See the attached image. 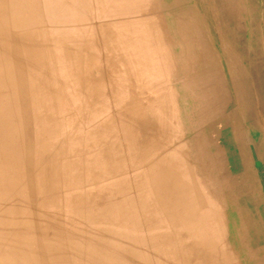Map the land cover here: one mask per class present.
Returning <instances> with one entry per match:
<instances>
[{
  "label": "rangeland",
  "instance_id": "obj_1",
  "mask_svg": "<svg viewBox=\"0 0 264 264\" xmlns=\"http://www.w3.org/2000/svg\"><path fill=\"white\" fill-rule=\"evenodd\" d=\"M86 2L113 49H102V55L109 59L114 52L119 61L128 53L145 54L138 77L130 79L149 82L153 93L143 97L144 103L134 101L139 109L128 120L116 110H121L118 101H110L114 139L99 149L91 147L95 133L86 140L76 138L72 153L91 173L76 169L74 155L61 151L75 126L73 115H63L61 82L46 74L35 77L37 60L34 64L29 59L32 54L39 57L44 38L52 45L41 23L42 2L32 0L28 13L25 0H0V264H84L88 240H97L98 260L99 252L112 243L113 232L129 226L138 241L126 251L128 263L264 264V0ZM18 44L25 64L19 72L12 62ZM81 53L76 61L86 66L79 65L71 84L91 93L99 83L108 87L115 77L109 60L101 69L90 68L93 54L89 48ZM175 92L173 110L164 97L173 98ZM147 101L159 109H147ZM174 111L177 120L187 115L189 129H175L174 137L164 140L175 125ZM143 115L148 125H162L164 135L148 136V144L135 152L136 135L126 138L117 129H131ZM51 118L63 123L56 132L60 144L55 151L44 143ZM131 159L133 168L121 171L129 187H122L121 201L111 207L109 171L131 164ZM95 184L104 195H90ZM100 201L107 202L113 216L87 231L84 215ZM120 210L126 213L117 224L114 216ZM108 224L113 228L106 229ZM101 229L110 232L99 238ZM123 243L115 244L123 249Z\"/></svg>",
  "mask_w": 264,
  "mask_h": 264
},
{
  "label": "bare ground",
  "instance_id": "obj_2",
  "mask_svg": "<svg viewBox=\"0 0 264 264\" xmlns=\"http://www.w3.org/2000/svg\"><path fill=\"white\" fill-rule=\"evenodd\" d=\"M25 1H26V9H27L26 12L29 13V12H31L30 8H31L32 0H25ZM87 1H89V0H87ZM41 2H42L43 11H44V18H42V22L44 21L50 26V31L48 34L50 35L52 45H50L49 42L47 41V39L44 38L43 39V41H44L43 46H38V47H42V48H40L39 57H37L35 54H32V55H30L29 59L31 60V62H33L35 64V62H36L35 57H36V60H37L36 65L38 66L37 69L39 71L37 73H35V69H34L33 72H34L35 77L39 74H46V76H50L51 79H49V80H54V79L60 80L61 92H62V94H64L63 101L61 102L62 103L61 106L63 107V110H64L63 115L68 113L70 106H71V108H74V110H75L74 111L75 114L73 115V118L75 119L74 132L69 133V134L67 133L68 135H66V137H67V140L69 142L62 147L61 151L62 152L66 151L67 153L71 154L74 150L73 141L76 138L86 140L85 136H88L90 134H93V136H95V135L97 136V137L95 136V138H97V140L92 138L93 141H91V144H92V145L90 144L91 147L95 145L96 147H99V149H104L105 144L111 143L114 139V133L110 129V125H111V121L113 119V116H110V114H109L110 109L108 108V103L110 101L113 102L114 100H117L119 105H120L121 110H119V109H116V110L118 112L122 111V114L120 116L123 117L122 119L128 120L131 116L133 117V114L135 112H137L139 109L138 105L136 106V103L137 102L138 103H144V101L143 102L141 101V100H144L143 97L149 96L151 93H153V91H150V89H149L150 88L149 82H145L146 84H142L144 80H142V81L139 80L138 82H136V79L135 80L130 79V75H133V76L136 75L138 77L139 72H140L139 66H141L145 63V62H143L145 59V56H144L145 54L135 52L136 55H134L132 53H130V54L128 53L127 57L125 56V58L123 60L118 61V59H116L117 55L113 54L114 52L113 53L111 52L113 57L108 54L109 59H107L106 56H105L106 57L105 58L102 55L103 54L102 49L105 50V48H107V51H108L107 53H109L112 49V46H111V44H109V41L106 40L108 37L105 36L104 34H102L101 30L97 27V19H95L94 16L91 15L90 10H89V5L86 2V0H41ZM33 4H35V3H33ZM14 10H17V9H14ZM13 19H14V17H13ZM4 24H6V23H4ZM79 24L83 25V27L80 26L81 28L73 29L72 31L62 30V29L59 30V28H58L59 25H62V26L63 25H70L71 26V25H79ZM114 24L115 23H113V25ZM90 25H93V29H91V30L89 29ZM110 25L112 26V24H110ZM91 41H95V45H91V43H90ZM19 47L20 46L18 44V46L16 48V52H14V51L12 52V58H13L12 62L14 64L15 68L18 70V72L24 70V68H25V64H24V62H22V58L21 59L19 58V52H17L19 50ZM81 48H83V49L87 48V50L89 48L90 53L93 54L92 55L93 57L90 58L88 60V63H87V65L90 68H98V69L100 68L101 69L103 64H104V61L109 60L111 67H113V71H114L113 73L115 76V77L113 76L114 80H112L113 79L112 78L109 82V83H111V86H112V92L110 95H108L107 92L105 91V85L103 83H101V85L99 83V88L95 89L96 91L94 93L89 92L87 90V88H85V87H78V89H77V86H74V85H73L74 90H72V87H71L72 84L71 85L69 84V83H71L70 80L77 79L78 75L76 76L75 73H77L78 70L80 69L79 65L82 67L86 66L84 63L79 64L78 61H76L79 57H82ZM95 48L98 49V53L96 52ZM52 51H53V54H52ZM112 51H113V49H112ZM127 52L128 51L126 50V53ZM7 53H8V51H7ZM50 53L52 54V56H49ZM88 56H90V55H87L84 57L87 58ZM8 57H10V56H8ZM17 58L19 59L18 63H17ZM49 59H51L53 62H51ZM74 62H77V66L74 65ZM27 63H28V65H30L29 61H27ZM9 65H11V64H9ZM18 67H20V69ZM85 71H87V70H85ZM10 73H9V75H10ZM81 74H82V72H81ZM81 76H83V75H81ZM142 77H144V76H142ZM33 80L35 81L34 78H33ZM49 80H46V81H49ZM32 82L30 83V85H32ZM109 83H108V85H109ZM65 88H67V90H68L67 93L64 92ZM135 89H140V90H138L137 93L135 94ZM152 97H153V95H152ZM174 98H176V99H174ZM164 100H167L168 103L170 105H172L173 110L177 109V92H175L173 98L166 96V97H164ZM51 101H52V98L50 97V98H47V100L45 102L47 104H50ZM223 102H224V99H223ZM163 103L164 102H162L161 105ZM165 103H166V101H165ZM145 107L147 109L153 108V110L159 109V107H156V104L154 102H150V101L146 102ZM145 113H146V111L144 112V114ZM148 115H149V113H148ZM118 116L119 115H116V117H118ZM145 118H146L145 115H143V118H141V119L137 118V120L133 123L131 129L130 128L126 129L124 127L126 129L125 132H123L125 130L124 128H122V130L117 129V132L123 133V135H125L126 138H131V137L134 138L136 135V139L133 141V143H134L133 149L135 150V152L137 150H139V148H141V146H144L143 144L145 142L148 144V136H150L152 134H154L157 137H158V135H161V134L164 135V132H163L164 127L162 130V128H161L162 125H159V124H157L156 126L155 125L154 126L148 125L147 122L145 121ZM53 120H54V118H51V121H53ZM63 120H68V119L63 118ZM80 120H81V122L77 127V123ZM173 120H175V125L173 126L172 130H170V135H164V136L162 135L164 137L163 138L164 140H166V136L174 137L176 131H177V133H180V132H183V130L189 129L190 122L188 120L187 115H184V116L181 115V117L177 120V111H176V116H175V111H174V119ZM124 122H126V121H124ZM52 123H54V124L51 127L50 125ZM52 123H50V125H48L50 128L44 130V133L47 136V138L44 140V143L47 144V147L49 150L55 151V148L57 146H59V144H60V142H59L60 137L56 134V132H57L58 128L62 127L63 123H62V121H60V119L59 120L56 119V121L54 120V122H52ZM82 124H83V126L86 125L88 127V129L86 131L81 130ZM42 126L43 125H41V127ZM97 126L99 128L98 133H96L90 129V128L96 129ZM108 126H109V128H108ZM151 128L154 130H152ZM169 129H170V127H169ZM175 129H176V131H175ZM47 131L51 132L50 137H49ZM140 132H143V133L141 135H139ZM94 133H95V135H94ZM82 135H84V136H82ZM115 136H119V135L115 134ZM179 138L177 137V140ZM131 140H133V139H131ZM126 149H127V151L129 150L128 148H126ZM61 151H60V154H62ZM135 152H134V154H135ZM134 154H133V156H134ZM72 155H74L72 161H73V165L75 166L76 169H80V170L82 169L83 172H85L86 174L91 173L90 169L88 168V166H86V164L84 165L85 167H83V168L80 167L79 158H78L79 156L77 153H72ZM131 161H132L131 164L124 163V164L114 165L109 171V173H111L110 176H112V179L111 178H109V179L113 180L112 182L109 183V188H110L111 194H112V200L110 201L111 207H112V204L114 206H117L118 202L121 201L119 195L121 193L122 187H126V188L129 187V182H126V183L123 182L124 177H123V175H121V171H122V168H128V167L133 166L134 159H131ZM70 166H72V165H70ZM131 168H133V167H131ZM70 171H71V169H70ZM102 171L100 170V171H98V173L102 172ZM71 178H73V177H71ZM77 185H78V183H77ZM94 186H96V184ZM94 190L95 191H92L90 194V195H92V197L102 196L103 189H101L100 187L98 188L96 186V188ZM104 193H106V192H104ZM95 199H97V198H95ZM211 206H212V204H211ZM94 207H96V208H94ZM94 207L90 208L89 211L86 212L84 215V218H85L84 220H86L85 225L87 227L86 228L87 231H88V228H92L91 226H93V224H95L96 222L101 221V223H102L103 220L105 221L107 219L106 218L107 215L111 214V216H113L111 212L108 213L110 209L107 205V202L105 203V202L100 201ZM100 207L102 209H99ZM123 209L126 210L128 208L123 207ZM76 210H78V208L75 209V213H76ZM124 210H120L118 213L115 214L114 223L117 220H119L118 219L119 217L123 216V214L126 213ZM112 211H114V208ZM134 216H135V214H134ZM127 217L128 216H126V219H127ZM119 223H117V224H119ZM127 226H129V225H127ZM82 227H83V225H82ZM108 228H113V226L111 224H108L106 226V229H108ZM132 228L134 229L133 226H132ZM81 229H83V228H81ZM106 229H101L102 233L101 234L99 233V238L102 235H106L107 233L110 232L109 230H106ZM74 230H75V228H74ZM74 230H72V231H74ZM89 230H91V229H89ZM124 230L125 231L117 229L113 232L114 236L112 237V239L110 241L112 243L109 246L105 245L104 247H108V248H104L102 252H99L98 260H97V255L95 254V251H94L95 247H97V244H98L97 240H95V243L94 242L90 243L88 240L87 246L85 248L86 259L84 261V264H133V262L128 263V260L125 258V256H126V251L129 248H131V249L133 248V246L135 244V240H137V239H135L132 236V231H131L132 229L130 226H129V230H127V229H124ZM78 232H79V230H78ZM80 232H83V231H80ZM75 233L76 232H74V234ZM85 233H86V231H85ZM80 234H82V233H80ZM87 235L85 234L84 237ZM202 236H203V234H202ZM117 240H121V241L124 240L125 243H123V244H125V246L123 249L119 247V244L118 245L115 244ZM104 241H105V239H104ZM137 244L138 243H136V245ZM120 245L122 246V244H120ZM60 250H61V248H60ZM117 250H120V251H117ZM46 252H47V250H46ZM102 257H104V259ZM137 264H140V263H137Z\"/></svg>",
  "mask_w": 264,
  "mask_h": 264
},
{
  "label": "crops",
  "instance_id": "obj_3",
  "mask_svg": "<svg viewBox=\"0 0 264 264\" xmlns=\"http://www.w3.org/2000/svg\"><path fill=\"white\" fill-rule=\"evenodd\" d=\"M42 12V11H41ZM109 21H112V20H109ZM100 22H102V21H100ZM108 21L107 20H104V23H105V26H104V29L105 30H107L108 29V23H107ZM42 23V27H43V29H44V32L45 33H49V31H50V26L46 23V22H41ZM46 23V24H45ZM83 27V25H59V30L60 29H62V30H68V31H72L73 29H77V28H81V27ZM111 31H112V27H111V29H110ZM113 34H114V32H113ZM113 43V42H112ZM108 79V77H107V75H106V77H105V80H107ZM70 85H71V83H69ZM71 87H72V90H74V87H73V85H71ZM111 83H109V85H108V87H105V91L107 92V90H108V93H111ZM64 92H68V90H67V88H65V91ZM75 110H74V108H71V106H70V108H69V111H68V113L69 114H71V115H74L75 114V112H74ZM105 118V117H104ZM82 130L83 131H86L85 130V127L83 126L82 127Z\"/></svg>",
  "mask_w": 264,
  "mask_h": 264
}]
</instances>
